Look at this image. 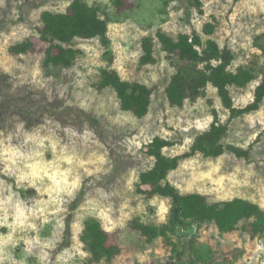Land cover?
<instances>
[{
  "label": "rangeland",
  "instance_id": "1",
  "mask_svg": "<svg viewBox=\"0 0 264 264\" xmlns=\"http://www.w3.org/2000/svg\"><path fill=\"white\" fill-rule=\"evenodd\" d=\"M199 2L202 12L191 0H127L117 11L112 0H87L108 23L106 38L77 39L80 54L73 66L49 75L44 62L57 50L41 34L42 14L67 13L71 0H0V19L6 22L0 31V72L12 83L8 94H0V264H91L81 241L91 217L109 233L108 246L119 251L112 264H167L175 258L172 244L187 253L182 262L175 258L176 264H187L191 254L206 264H264V230L254 231L248 223L223 232L205 222L188 233L165 228L154 237L134 228L169 222L170 200L150 197L148 187L140 186L141 174L154 164L148 145L160 137L174 142L164 150L167 156L188 152L210 128L214 111L229 125L222 142L249 150V158L196 154L181 160L167 181L182 194H201L210 202L243 198L264 209V103L230 119L217 90L208 85L197 101L175 106L166 88L178 57L155 40L156 62L140 63L145 37L162 31L174 39L197 33L205 40L204 25L215 23L211 38L234 56L229 70L253 75L247 85L230 87L234 105L241 109L254 101L264 78V0ZM22 43L31 51L11 52ZM104 69L152 90L145 117L123 111L112 89H100ZM68 219L72 241L59 250Z\"/></svg>",
  "mask_w": 264,
  "mask_h": 264
},
{
  "label": "trees",
  "instance_id": "2",
  "mask_svg": "<svg viewBox=\"0 0 264 264\" xmlns=\"http://www.w3.org/2000/svg\"><path fill=\"white\" fill-rule=\"evenodd\" d=\"M127 0H112L113 7L120 11ZM197 4L202 12L199 0H191ZM43 29L41 34L49 43L56 45L57 53L47 57L44 62L46 73L51 75L55 70L69 69L78 58L80 51L74 46L77 39H105L108 33V23L104 20L95 6L87 0H71L67 13H53L45 11L42 14ZM6 22L0 19V31L5 28ZM215 23H206L203 28L204 40L200 34L182 33L177 39L159 31L155 38L145 37L142 41L143 56L141 65H150L156 62L155 40L169 55H176L179 65L166 88L169 102L175 106H183L186 100L197 101L201 98L208 85H212L222 102L230 113V119H235L245 114L259 110L264 103V78L257 85L254 101L245 108H236L230 92L233 85L245 86L253 79L250 71L241 69L237 74L229 70L234 59L233 53L228 48H221L211 38L215 33ZM29 43H22L11 48L14 54H25L31 51ZM100 89H112L123 111L131 112L137 118L145 117L151 106L152 90L138 82L124 81L115 70L104 69L101 72ZM12 88L11 78L8 74L0 72V94H8ZM27 98V97H26ZM22 100V99H17ZM30 99H24L31 104ZM18 106V104H17ZM30 106V105H28ZM92 124L96 121L88 117ZM214 121L210 128L199 134L190 150L184 154L173 157L167 156L164 150L174 145V142L157 137L148 145V154L154 159L151 169L140 176V186L148 187L145 193L150 196H163L170 200L171 208L168 225L163 227L148 226L136 223L135 229L140 230L145 236H159L165 228H170L184 233L190 232L195 226L205 222L215 223L221 231H233L240 223H248L254 231L264 230V209L258 204L243 198L210 202L201 194H182L179 189L170 184L167 179L169 173L178 168L181 160L196 154L217 158L226 152L238 158H249V150L228 145L222 141L226 137L229 125L219 121L218 114L214 111ZM84 198L82 191L71 205V211L77 210ZM109 233L103 228L96 218H88L84 224L81 241L90 254L91 264H112L118 250L108 246ZM72 241L71 220L68 219L63 240L58 249L68 248ZM172 252L176 262H182L187 254L179 251L178 246L172 244ZM177 256V257H176ZM174 256L170 257L167 264H176ZM180 259V260H179ZM187 264H206L201 258L191 254Z\"/></svg>",
  "mask_w": 264,
  "mask_h": 264
}]
</instances>
